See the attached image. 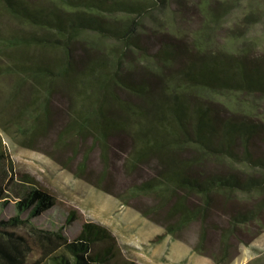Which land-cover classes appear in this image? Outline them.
I'll return each mask as SVG.
<instances>
[{"label":"trees","instance_id":"trees-1","mask_svg":"<svg viewBox=\"0 0 264 264\" xmlns=\"http://www.w3.org/2000/svg\"><path fill=\"white\" fill-rule=\"evenodd\" d=\"M172 1L0 0L26 25L23 33L0 26V57H8L0 75L25 74L44 92L56 80L73 86L64 135L90 137L107 150L113 135L130 134L129 164L155 159L159 165L132 190L158 197L145 214L173 234L198 222V250L208 231L218 230L227 259L230 239L264 214V117L256 114L255 102L239 98L264 97V50L234 47L232 38L229 45L213 42V25L233 3L210 10L205 1L209 22L184 34L175 25L179 9L160 15ZM150 16L157 28L151 31ZM95 37L108 43L97 47ZM83 40L101 52L78 57ZM29 48L59 54L32 56ZM11 199L14 215L0 218V264H106L116 255L115 236L100 223L85 222L72 238L63 223L36 224L57 206V197L37 177L14 169L0 137V207ZM218 207L230 210L220 227L213 221ZM74 219L72 211L65 222Z\"/></svg>","mask_w":264,"mask_h":264},{"label":"rangeland","instance_id":"rangeland-1","mask_svg":"<svg viewBox=\"0 0 264 264\" xmlns=\"http://www.w3.org/2000/svg\"><path fill=\"white\" fill-rule=\"evenodd\" d=\"M205 1L212 3L209 7L206 5L211 7L210 10L223 1L233 3L232 10L218 26L213 25L214 43L229 45L232 38L234 42L230 44L234 47L253 44L256 52L264 50V0H181L180 4L174 0L161 10L160 15L167 16L172 8L179 9L175 25L178 31L188 34L209 22ZM155 15L159 18L157 13ZM154 22L153 16L146 19L149 31L157 29ZM0 26L5 30L26 32V25L1 3ZM93 41L100 48L108 43L107 39L100 37ZM27 51L32 56L47 58L59 54L57 50L40 53L29 48ZM100 52L94 46L88 47L84 40L76 47L80 58ZM132 53L134 58L138 56L137 52ZM7 63L8 57H0V65ZM74 92L73 86L57 80L50 92H44L32 77L25 74L8 72L0 75V137L11 156L12 165L20 173L37 177L58 201L55 208L36 218V224L53 227L63 223L71 238L87 221L107 226L115 236L117 250L106 264H264V214L260 222L241 228L238 239H230L227 259L221 256L218 230L210 229L202 250H198V222H192L178 234H173L145 214V209L156 203L158 197L135 194L132 190L137 183L157 174L159 165L152 159L131 166L128 157L133 149V139L127 133L113 135L107 150L94 144L90 137L82 141L73 135H64L70 121ZM239 98L255 102L256 114L264 117V97L239 94ZM36 104L39 108H35ZM35 109L38 115L33 113ZM15 211L11 199L6 206L0 207V218H8ZM72 211H75V219L66 224L67 215ZM229 213L230 210L222 207L215 209V226L227 223ZM31 256L37 257L38 253L33 251Z\"/></svg>","mask_w":264,"mask_h":264}]
</instances>
